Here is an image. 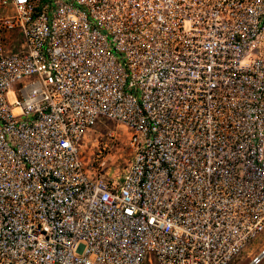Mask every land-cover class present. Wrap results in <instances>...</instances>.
Instances as JSON below:
<instances>
[{
	"label": "built area",
	"instance_id": "built-area-1",
	"mask_svg": "<svg viewBox=\"0 0 264 264\" xmlns=\"http://www.w3.org/2000/svg\"><path fill=\"white\" fill-rule=\"evenodd\" d=\"M104 119L119 175L80 158ZM263 228L264 0H0V264H227Z\"/></svg>",
	"mask_w": 264,
	"mask_h": 264
},
{
	"label": "rangeland",
	"instance_id": "rangeland-1",
	"mask_svg": "<svg viewBox=\"0 0 264 264\" xmlns=\"http://www.w3.org/2000/svg\"><path fill=\"white\" fill-rule=\"evenodd\" d=\"M80 158L86 169L95 173L119 175L130 160L131 150L127 145V132L121 125L106 119L92 126L84 134ZM264 247V228L248 240L244 247L227 264H246ZM155 264L151 255L150 262ZM254 264H264V254Z\"/></svg>",
	"mask_w": 264,
	"mask_h": 264
}]
</instances>
